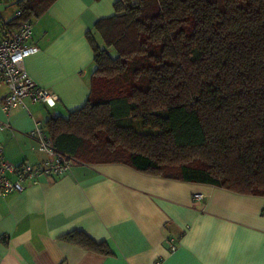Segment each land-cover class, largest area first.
<instances>
[{"label": "trees", "instance_id": "trees-1", "mask_svg": "<svg viewBox=\"0 0 264 264\" xmlns=\"http://www.w3.org/2000/svg\"><path fill=\"white\" fill-rule=\"evenodd\" d=\"M55 0H15L41 16ZM86 37L90 91L45 131L85 163L264 196V0H116ZM63 240L110 255L82 230Z\"/></svg>", "mask_w": 264, "mask_h": 264}, {"label": "crops", "instance_id": "crops-1", "mask_svg": "<svg viewBox=\"0 0 264 264\" xmlns=\"http://www.w3.org/2000/svg\"><path fill=\"white\" fill-rule=\"evenodd\" d=\"M115 1L55 0L31 21L32 43L39 49L24 59V67L58 100L49 107L25 99L23 106L7 113L0 104V146L6 161L37 164L53 159L38 150L30 131L36 125L45 130L49 116H66L85 103L93 69L86 32L91 30L101 43L93 26L114 14ZM195 193L204 197L196 198ZM74 229L105 242L112 254L61 238ZM170 239L174 248L169 247ZM156 260L159 264H264V196L145 174L123 163L78 160L62 174L40 175L34 183L25 181L23 190L0 195V264H153Z\"/></svg>", "mask_w": 264, "mask_h": 264}, {"label": "built area", "instance_id": "built-area-1", "mask_svg": "<svg viewBox=\"0 0 264 264\" xmlns=\"http://www.w3.org/2000/svg\"><path fill=\"white\" fill-rule=\"evenodd\" d=\"M20 14L21 11L16 9L14 16ZM0 34L2 109L7 113L15 107L23 106L25 99L54 107L58 97L50 89L34 82L24 67V59L39 49L32 43V22L20 20L16 26L9 27L6 21H1ZM30 134L36 137L38 150L53 156V159L37 164L29 162L13 164L4 159L0 146V195L23 190L25 181L34 183L40 175L62 174L68 171L75 161L68 154L56 150L42 126L36 125ZM194 196L204 197L202 193H195ZM168 243L170 248H174L173 239H170ZM154 264L159 263L156 261Z\"/></svg>", "mask_w": 264, "mask_h": 264}, {"label": "rangeland", "instance_id": "rangeland-1", "mask_svg": "<svg viewBox=\"0 0 264 264\" xmlns=\"http://www.w3.org/2000/svg\"><path fill=\"white\" fill-rule=\"evenodd\" d=\"M3 2L11 3V5L9 4V6H5V3L0 4V11L3 14V16L0 15V20L4 17H9L11 14L13 16V13L15 12L14 9L18 8L17 4L15 3V0H5Z\"/></svg>", "mask_w": 264, "mask_h": 264}, {"label": "bare ground", "instance_id": "bare-ground-1", "mask_svg": "<svg viewBox=\"0 0 264 264\" xmlns=\"http://www.w3.org/2000/svg\"><path fill=\"white\" fill-rule=\"evenodd\" d=\"M157 261V260H156ZM154 264V263H153Z\"/></svg>", "mask_w": 264, "mask_h": 264}]
</instances>
